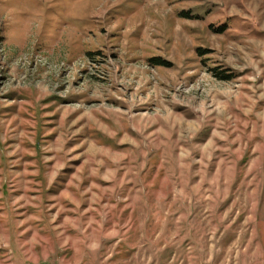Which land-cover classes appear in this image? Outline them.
Wrapping results in <instances>:
<instances>
[{"label":"rangeland","instance_id":"1","mask_svg":"<svg viewBox=\"0 0 264 264\" xmlns=\"http://www.w3.org/2000/svg\"><path fill=\"white\" fill-rule=\"evenodd\" d=\"M0 264H264V0H0Z\"/></svg>","mask_w":264,"mask_h":264},{"label":"trees","instance_id":"2","mask_svg":"<svg viewBox=\"0 0 264 264\" xmlns=\"http://www.w3.org/2000/svg\"><path fill=\"white\" fill-rule=\"evenodd\" d=\"M151 62H153L156 65L164 64V62L161 61L159 58H153V59H151ZM223 78H228V76H225Z\"/></svg>","mask_w":264,"mask_h":264}]
</instances>
